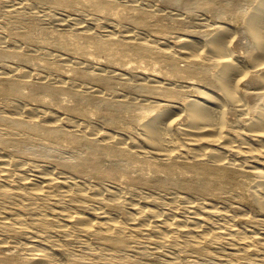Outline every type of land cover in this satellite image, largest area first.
Segmentation results:
<instances>
[{"label":"bare ground","instance_id":"6f19581e","mask_svg":"<svg viewBox=\"0 0 264 264\" xmlns=\"http://www.w3.org/2000/svg\"><path fill=\"white\" fill-rule=\"evenodd\" d=\"M162 2L239 23L236 28L219 24L210 34L200 33L199 39L189 35L176 39L175 56L184 62L180 65L171 46L151 33L155 31L146 14L139 10L132 16L142 31L125 33L123 43L118 39L120 49L129 52L125 55L130 59L133 55L149 64L138 63L141 66L129 77L125 70L117 74L136 80L135 85H126L127 90L152 95L161 87L164 99H177L179 115L169 121L163 111L132 113L136 108L124 96L109 98L106 93L114 83L106 77L88 78L101 84L100 90L91 85L81 89L78 81L60 76L33 81L27 68L15 78L6 74L10 70L0 72V100L11 103L5 110L0 101V264H264V0ZM47 3L110 5L108 0ZM24 8L5 11L10 15ZM198 15L203 13H197V20H206ZM65 21L83 31L74 18ZM236 31L247 39L249 67L229 51ZM27 34L17 32L16 43L26 41ZM6 43L0 34V44ZM53 46L58 49L54 56L74 66L73 76L86 78L85 69L97 67L99 73L116 70L97 66L87 50L73 49L80 50L76 52L82 59L71 55L74 51L62 40ZM9 57L25 60L20 52L0 50V59ZM173 84L194 89L200 100L177 98L176 88L168 87ZM206 88L221 94L211 95ZM61 95L73 104H64ZM39 103L73 117L62 122L57 109ZM82 104L103 119L102 130L98 123L83 122ZM227 105L240 116L237 122L232 120L236 123H229ZM181 119L183 123H177ZM234 129L242 135L234 136ZM129 130L137 139L128 137ZM64 145L66 154L61 156ZM39 158L52 162L37 163ZM192 195L195 199L186 201ZM177 201L185 204L176 206Z\"/></svg>","mask_w":264,"mask_h":264},{"label":"rangeland","instance_id":"374dc122","mask_svg":"<svg viewBox=\"0 0 264 264\" xmlns=\"http://www.w3.org/2000/svg\"><path fill=\"white\" fill-rule=\"evenodd\" d=\"M108 1L110 3V5L108 7L107 6H98V7H96V6L87 7L86 6L85 7V6H82L81 4H73V5H70L69 7H63V6H57V5H49L47 3V0H0V34L3 35L7 39V42H8L6 44H0V50L4 49L7 51H13V52L17 51V52H20L25 58L24 61L18 60L16 57H9V58H5V59L4 58L0 59V72L6 70L5 71V73H6L7 71L10 70L6 74L9 73L10 77L15 78L18 75V72L20 74H22V71L24 70V68H27V69H29V73H31V75H32L31 80H33V81H38L40 76H44V75H46L47 77H58V76H60V77H63V79L67 82H69V79H73L72 81H74V80L78 81L81 84L79 86L81 89L86 87V86L91 85L93 88H96V89L98 88L101 90L102 86H99L101 84H99L97 81L91 82L88 80L89 76H91V75L93 76L95 74L94 76H96L97 78L106 77L109 80H111L112 83H114L112 91L109 93H106V95L110 94L109 95L110 97L109 96H107V97L112 98L115 95L116 98H120L121 96L122 97L124 96V98L127 99V101H129V102L132 101L130 103L133 104L134 109L136 108L135 110H137V111L132 110V113L135 112L136 114L138 113V115H140V114H142V115L143 114L154 115V114H157L159 112L161 113V111H163V112H165L164 116H166V119H168V121L171 120L172 118L177 117L179 115L177 107H175V106H177L176 105L177 99H175V98H168V99L165 98L164 99L166 93H164V91H162L161 87L157 88L158 91L156 90V92H159V93L155 92V94H152L153 96L151 94L148 95V93H146V92L142 94L143 91H139V90L135 91V89L127 90L128 88L126 87V85H128V84L129 85H135L137 83L135 79H132V77H131V81H130V79L127 78V77H129L128 74H131L132 71L134 72L138 68L137 66H141L138 63H140V64L142 63L143 64L142 66H146V64H149V61L147 59H145V60H147V61H145V60L139 59L133 55H131V56L134 58V60H133V58L130 59L131 57L126 56L127 53H129V52L120 49L121 48V46H119L120 43L121 42L123 43L126 40V38H124L125 33L129 34L131 32L142 31L141 28H139L138 26H136L133 23L132 16L136 15V13L139 10H142L146 14L148 21H150L149 23L151 24V26L154 28L155 32H151V33L154 35L157 34L155 37L158 40L162 39V40H160V42L164 41L166 47L170 45L171 47L170 46L169 47H170V49L171 48L172 49L171 50L169 49V50L171 51L172 55H174V56L176 54L178 55V52H179V48L177 47L178 49H176V47H175V46H177L176 39L178 40V38L184 37L185 35H189V36H192L196 39H199L200 33L203 32V33L210 34L216 28V26L219 24L229 23V24L235 26V28H236L239 23H236L232 19H229L227 17H225L224 20L214 18L210 12H206V11L200 10L198 8H192L189 12H185L175 5L162 2V0H134V1H136V3L131 2V0H108ZM131 4H133V6ZM136 4H138V5H136ZM150 5L152 7H156V9L153 10V8ZM21 6H24L25 8L20 9L18 13L17 12L15 13V11L13 13L11 12L12 14H10V15H9V13H7L8 10L10 11V9H12V7L14 8V7H21ZM149 6L152 9L151 8L148 9ZM90 7H91V9H90ZM110 9H111V11H110ZM5 10H7V12ZM129 10H130V12H129ZM152 10H153V13L150 12ZM122 13H124V14H122ZM129 13H131V14H129ZM197 13H203V16L206 17V20H200V19L197 20V16H196ZM203 16L201 15V17H203ZM198 17L201 18L199 15H198ZM69 18H74V20L79 23L78 25H82L83 31L75 30L74 29L75 25L73 26V25L69 24L68 21H65L66 19H69ZM30 21L32 22V24H29V23H31ZM29 25H30V27L31 26L32 27L30 28ZM26 26L29 28H27ZM25 28H27L28 30ZM102 30H107L109 32H104ZM17 32L18 33L23 32L25 34L28 33L31 36L29 37V35L27 34L26 41H20L21 44L16 43L19 39ZM236 32H237L236 35L235 34L233 35V39L234 38L235 39L234 40L232 39V43L230 42L228 44V47L230 49L229 51H232V55L236 60H238L243 65H245V63H246L245 66L249 67V65L247 63V59H246V53H245V51L247 50V39L239 31H236ZM108 33H109V35H108ZM168 34H170V35H168ZM173 36H176V37H173ZM66 37H68V40ZM86 38H88V39H86ZM172 38H174V39H172ZM14 39L16 41H14ZM115 39H116V41H115ZM118 39L122 40V41L120 42ZM58 40H60V41L62 40V43L65 46V48L69 49L70 51H74L73 49H75V48H79L83 51L87 50L88 52L92 53V55L90 57L93 59V61L97 62V64H96L97 66H99V67L101 66V67H104L106 69H109V68L112 69L114 67L116 69L115 72L109 73V72L103 71L102 72L103 74H102V73H99V72H101V70L98 71V67H97L95 69H90V70L85 69V72H86V70H88L86 72V76H87L86 78L73 76L71 70L74 68V66L72 67L71 64H69L63 60L61 61L60 58L54 56L55 51H57L58 49L55 48V46H53V43L55 41L57 42ZM74 40L78 41V42H76V44H74L75 43ZM117 40H118L119 44H117ZM80 42H81V44H80ZM173 42L175 43L174 45H173ZM100 44L102 46H99ZM15 45H20V46H15ZM73 45H75V47ZM76 45H78V46L76 47ZM105 46H106V48H105ZM114 47H117V49L116 48L114 49ZM101 49H102V51H100ZM60 51H62V50H60ZM76 51L78 52L80 50H76ZM76 51H74V53H72L71 55H74V56L78 57L79 59H82V56L79 55L78 54L79 52L77 53ZM108 51H110V52H108ZM128 55H130V53ZM120 58L121 59L126 58L127 60H125L126 61L125 62L124 60L122 61ZM174 58H177V61L179 62L180 65L184 63L181 60V58H179L178 56L177 57L175 56ZM244 59H246V60H244ZM128 61H131V62L127 63ZM11 63H13V65H15L17 67L16 71H14V72L11 71V69H12ZM110 63H115L116 65L114 64V66H112V64H110ZM159 63L160 62L157 63L158 67L161 66V63H160V65H159ZM162 68L163 67H160V69H162ZM119 69L125 70V72L127 73L126 75H128V76L126 77V75L125 76L122 75V77H121V75H119L120 74ZM163 69H164V71H166L165 68H163ZM163 69H162V72H164ZM16 73H17V75H15ZM117 73H119V74H117ZM123 76H124V78H123ZM128 79H129V81H128ZM190 81H194V80H190ZM168 87H175V85L173 84L172 86H168ZM178 87L179 86L176 85V87H175L176 89L174 88L175 90L178 91L177 95L178 96L180 95L179 97H177V95H176L177 98L182 99L183 97L184 98L185 97L186 98L191 97L193 99L200 100V94L195 93L197 91H195L194 89H191V88H185L184 89V87H183V90H182L181 89L182 87L181 88L180 87L178 88ZM179 89H181V90H179ZM113 90H114V92H113ZM21 91L25 92V91H27V88L22 87ZM116 91H117V93L115 94ZM206 91L209 92L211 95H214V96H219V94H221L220 91H218L216 89H212V88H206ZM126 95H127V97H129V95H130V97L127 98ZM141 96H143V97H141ZM150 96H152V97H150ZM61 97L66 98L65 102L63 100L64 104H67V105L73 104V101L70 98H68L67 96L61 95ZM140 97H141V100L140 101H139V99L137 100V98H140ZM113 98L116 99L115 97H113ZM135 99H136L137 103H135ZM147 99L148 100L151 99L150 102L152 100H156L159 102H157V103L151 102L152 104H150V102H149V104H148ZM143 100H145V101H143ZM138 101L142 102L143 104L142 103L139 104ZM32 102H34V101H32ZM63 102H62V104H63ZM1 103L3 104V109H5V110H7V105H11V103H9V102L1 101ZM159 103H160V105H157ZM162 103H164V104H162ZM173 103H174V105H173ZM37 104L38 103H36L34 105H37ZM39 104L42 105L44 108H46L48 110L51 109L53 111L54 107L52 105H50L48 103H43V104L39 103ZM81 106L82 107L84 106L83 108H85L84 109L85 110V117H82L83 122L84 123H98V125L96 126L97 129L102 130L103 127H100L101 124H99V123H105V122H102L103 119L101 120V118L97 115V113L93 112L94 109L92 107H89V106L87 107L84 104H82ZM88 108H89L90 112L88 111ZM54 109H57V108H54ZM166 109H167V111H166ZM170 109H173V110H170ZM57 110H58V112H57L56 116L62 122L67 117H73L72 114L68 113L67 111H65L61 108H58ZM138 110H140V111L143 110V111L140 112V114H139ZM144 111H146V112H144ZM168 111L171 113L173 112L175 115L173 113L168 114L167 113ZM175 111H176V113H175ZM225 111L227 114V115L225 114L227 118L229 115L231 118H233V119H231L230 117L228 118V120L230 119L229 123H236L237 122L236 120H238L240 118L237 111L235 110V107L232 105H227L225 107ZM91 112H92V116L90 114ZM167 114L169 116H167ZM25 118L29 119V117H25ZM179 120L177 121V123H183V121H182L183 119H181V121H179ZM232 120H235L236 122L235 121L233 122ZM62 125L65 129H68V127H66L64 124H62ZM225 128L227 130V128H229V127L225 126ZM130 131L133 132V130H129L128 137L130 136L129 138L131 140L133 138H134L133 140L137 139L136 133L135 132L131 133ZM231 133L234 136L242 135V131L240 129H234V131H231ZM131 136H133V137H131ZM244 139L248 140V138H246V137H244ZM63 144H65V143H63ZM60 148H61L60 155L65 156V154H66L65 151L67 150L66 146L65 145L60 146ZM35 160L37 161V163H50V162H52L51 159H49V158H39V159H35ZM144 160H146V158L142 159V161H144ZM138 164L141 165V162ZM195 197L196 196H194V195L189 196V198H187L186 201L194 200ZM175 204H176V206H181V205H184L185 203H180L179 201H177Z\"/></svg>","mask_w":264,"mask_h":264}]
</instances>
